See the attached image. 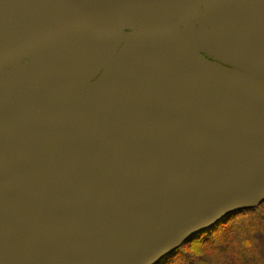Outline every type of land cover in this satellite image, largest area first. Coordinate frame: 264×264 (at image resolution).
<instances>
[{
	"label": "flooded vegetation",
	"instance_id": "obj_1",
	"mask_svg": "<svg viewBox=\"0 0 264 264\" xmlns=\"http://www.w3.org/2000/svg\"><path fill=\"white\" fill-rule=\"evenodd\" d=\"M207 5L176 24L208 61L264 82V25L241 33L227 21L225 13L234 12L226 4L208 7L220 22L206 24L196 13ZM119 38L66 35L0 68V79L25 87L79 89L0 82V264H63L92 247L77 264H130L203 207L121 215L197 205L264 181V89L202 65L173 32L124 42L105 74ZM227 40L243 50L216 49ZM137 52L146 55L141 60ZM263 200L225 208L237 212ZM222 212L173 239L199 234ZM126 237L132 241L123 249Z\"/></svg>",
	"mask_w": 264,
	"mask_h": 264
},
{
	"label": "water",
	"instance_id": "obj_2",
	"mask_svg": "<svg viewBox=\"0 0 264 264\" xmlns=\"http://www.w3.org/2000/svg\"><path fill=\"white\" fill-rule=\"evenodd\" d=\"M210 1L212 0H0V68L66 35L96 32L120 37L110 52L105 69L106 74L109 71L113 56L116 55L118 48L124 42L173 32L181 37L191 55L202 65L216 73L238 78L264 89V82L241 72L222 68L205 59L197 50L187 32L176 24V21L187 18ZM244 2L248 6L249 1ZM244 2H241L240 7L246 9V7H242ZM226 5L232 10L230 5ZM241 12L242 15H249L253 11L246 12L239 9V13ZM126 30L129 33L124 34ZM0 82H10L20 88L49 92L72 93L79 90L76 87L54 86L35 89L19 85L17 82L8 79H0ZM259 157H261V154H258L252 161L257 160ZM245 167L246 165L237 169L236 173L241 172ZM161 184V182L152 183L130 191L123 195V200H131L148 193L160 187ZM263 197L264 181H262L261 186L251 191L224 194L197 205L176 207L175 209L170 207L148 208L121 215L123 219H128L142 214L164 212L166 210H173L180 214H192L200 206L203 207L200 212L184 224L167 231L164 235L152 241L130 264H153L161 256L160 253L165 246L174 242L169 248L171 251L184 241L173 239L175 236L190 228L198 219L213 210L223 209V214L221 213V216L213 220L212 223H207L204 227L220 221L230 212H235L238 209L231 207L228 210V207L225 208L226 205L252 200L258 202ZM201 227H196L193 231ZM131 241L132 237H126L120 242L119 247L124 249ZM93 249L94 247L63 264H77L88 256Z\"/></svg>",
	"mask_w": 264,
	"mask_h": 264
},
{
	"label": "trees",
	"instance_id": "obj_3",
	"mask_svg": "<svg viewBox=\"0 0 264 264\" xmlns=\"http://www.w3.org/2000/svg\"><path fill=\"white\" fill-rule=\"evenodd\" d=\"M263 242L264 200L254 208L231 212L210 224L154 264H264V254L258 250Z\"/></svg>",
	"mask_w": 264,
	"mask_h": 264
},
{
	"label": "rangeland",
	"instance_id": "obj_4",
	"mask_svg": "<svg viewBox=\"0 0 264 264\" xmlns=\"http://www.w3.org/2000/svg\"><path fill=\"white\" fill-rule=\"evenodd\" d=\"M248 2L249 0H213L210 1V3H208L205 11L202 12H198L196 14V17L198 18V20H200L201 22L205 21L206 24H210V23H217L216 21H219L216 19V17L214 16V19L212 18V12L209 10L208 7H217L218 5L222 4H228L232 7V12H237L239 13V9L244 10L246 12L249 11H253L251 14L249 15H242V12L239 14H229V13H225L227 15V21L229 20L230 22H233L235 28L240 31L241 33H251L254 32V30H257V28H260V25H264V10L262 8L263 2L264 0H250V3L247 4L244 2ZM241 2H244V4L242 5V7H246V9L241 8ZM244 13V12H243ZM242 15L241 18H239ZM193 20V16L190 18ZM237 20V21H236ZM220 22V21H219ZM234 28V27H232ZM254 33H258V32H254ZM149 46L154 44V43H147ZM226 46H221V45H216V49L221 51L223 48H226L227 50H232L233 52L234 50H236L238 53H240L241 50H243V47L238 46V42L237 41H229L227 40L226 42ZM212 46V45H211ZM159 52V51H158ZM171 56H177L178 53H169ZM233 54V53H230ZM135 55L137 56L138 59H143V56L146 55L145 53L142 52H137L135 53ZM130 69H128L126 71V74L128 73ZM2 99H0V108L2 107ZM247 232L249 233V235H252V233L250 232V230L247 228ZM256 232H259L256 229ZM255 232V233H256ZM254 233V234H255ZM259 235L261 236V233H259ZM264 243V242H263ZM170 246L169 244L167 246H165L162 251H161V256H163L167 251L169 250ZM261 253L263 252L264 254V244L261 248L258 249ZM164 253V254H163ZM160 256V257H161ZM123 264H127L125 261H123Z\"/></svg>",
	"mask_w": 264,
	"mask_h": 264
}]
</instances>
